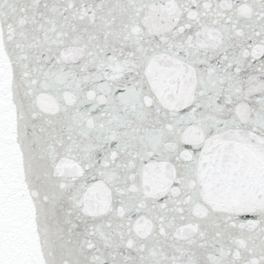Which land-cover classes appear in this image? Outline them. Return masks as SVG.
I'll return each instance as SVG.
<instances>
[{
    "label": "snow or ice",
    "instance_id": "obj_1",
    "mask_svg": "<svg viewBox=\"0 0 264 264\" xmlns=\"http://www.w3.org/2000/svg\"><path fill=\"white\" fill-rule=\"evenodd\" d=\"M0 264H264V0H0Z\"/></svg>",
    "mask_w": 264,
    "mask_h": 264
}]
</instances>
